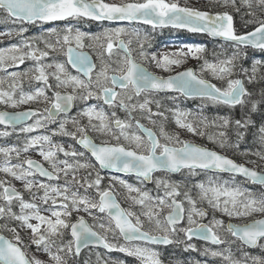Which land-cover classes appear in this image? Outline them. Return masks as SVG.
Returning <instances> with one entry per match:
<instances>
[{"label":"snow or ice","instance_id":"snow-or-ice-1","mask_svg":"<svg viewBox=\"0 0 264 264\" xmlns=\"http://www.w3.org/2000/svg\"><path fill=\"white\" fill-rule=\"evenodd\" d=\"M241 3L246 6L250 11L247 13L253 19L246 21L247 23H252L257 26L254 27L252 31H248L244 34H237L233 26V16L228 12H217L215 15L210 14L206 11H201L197 8L181 6L179 0H130V2L125 3H106L105 0H0V10L7 13V18L13 19V21H19L21 24H35L37 21H57L66 20L68 18H87L90 20H121V21H135L141 20L145 24H151L154 27L157 25L166 26L171 25L174 28H186L190 32H207L212 36L221 37L224 40L236 45L238 48L252 47L254 49L264 50V19H260L257 16L256 10L264 12V0H241ZM253 4L256 5V10H253ZM231 6L237 12L240 8L237 6V0H224L221 7ZM27 31L26 28L21 27L17 35L22 34ZM53 32L55 30H52ZM125 30L114 29L111 32L105 31L103 34V39L106 42V51L110 56L113 52L114 38L118 39ZM0 35H5V33H0ZM11 35V33H7ZM86 33L76 30L73 35V30L71 27L66 29V34L62 38L57 39V43H62V45H68L67 57L68 63L71 64L73 68L84 73L88 77V81L85 82L76 76L68 74L65 65L62 63L55 64L56 72L51 73L57 81L56 87L72 86L73 90L84 89L88 90L93 83L91 73L95 69V65L91 62L90 57L77 49H82L84 47L83 40L86 37ZM89 39L96 42H100L101 36H88ZM75 42L76 47L73 48L70 45ZM130 43V41H129ZM119 46L124 52L123 60L120 62V66L112 69L114 74L109 77L108 71L109 67L104 65L96 76V85L99 88V94L92 91H87V95L83 96L82 99H88L96 96L97 99L103 98L104 103L108 105H113L119 94L115 91V86L119 85L121 89H128L131 86L134 89L136 95L148 91V90H175L179 91L185 95H197L202 98H208L215 103H221L228 105L230 107H235L240 105L250 106V111L255 112L260 104H264V92L261 93V99L255 101L251 99L253 93L249 92L245 87L244 82L241 79H229L227 81V88L221 89L215 84L208 82L205 79H200L196 76L192 69H188L183 72L177 73L176 76H170L164 79L160 76H155L143 68L140 64H137L132 57L131 50L128 44L124 41H119ZM25 47L31 49L30 44H26ZM103 49L104 44H100ZM46 48L55 50V45L51 43H46ZM190 53L194 55L196 53H201L204 51L203 48H189ZM10 53V54H9ZM49 55L48 51L39 50H29L24 51L22 48L15 46L9 50H0V64H16L17 62L23 63L26 58H30L37 62V67L35 72V80L42 81L45 85H48L49 74L46 72V68H51L53 65H41V61L44 57ZM141 56H144V52H140ZM239 53H234L232 58L225 61H221L219 65L208 63L202 66L207 68L212 72L214 76L218 79H224V76L230 75L232 72V65L234 60L237 58ZM156 60V57H152ZM157 67L162 68L164 71H170L172 65H180L183 63L181 59H169L168 56H164L162 60H157ZM256 63H259L257 61ZM255 64L253 65V72H255ZM246 71V70H244ZM13 78L17 76L16 73L11 74ZM63 76V78H62ZM251 77L249 82H251ZM110 80L112 86H107ZM15 89L16 85L10 86ZM42 97L45 101L49 100V97L45 94L43 88L37 89L34 94H21L19 98H16L14 91L0 90V103L5 105H11L16 107L18 104H26L30 101L36 100ZM248 98V99H246ZM76 99L75 95L68 94L62 96L60 92L54 94V100L50 108H46L47 116L44 120L53 122L55 120V115L60 112H67L72 106V102ZM128 99H131L129 96ZM149 101L145 100L144 103L139 104L140 109H146ZM119 106L127 108L128 105L125 104L124 100H119ZM136 106L133 105V108ZM151 112V109H148ZM89 118V124L91 128L95 131L111 134L113 138L119 140L120 136H123L126 140H131L135 143L137 149H143V152H136L126 150L122 145L115 146H97L93 141L86 135V129L84 127L78 126V121L73 120L72 123L77 125V132L80 133L81 139L79 143L83 145L85 149L90 150L92 156L99 162L101 167H112L115 168L118 164L122 165L123 171H135L139 176L148 178L150 173L155 170H169L176 172L182 167L189 170L194 168L209 169L215 168L220 171L238 173L244 177L250 179L252 183L264 186V172H258L255 169H250L242 164H237L232 159L226 156H222L215 151H210L206 148L193 145L187 141L180 140L179 136H170L165 131L163 126L160 128V135L163 136L168 141H175L181 144V147H170L168 144H161L160 140L156 138V134L147 128H143V125L138 127L142 128L147 134L148 144L145 146L143 137L139 135L129 136L125 129L130 125L116 119L114 122L115 128L120 129L119 135L112 132V127L108 121L107 116L103 111H96L95 108H89L83 113ZM35 111L20 112L15 114H9L7 112H0V124L15 126L16 123L25 120L29 117L36 116ZM115 116V113L112 114ZM163 115V113H159ZM176 124L180 128H185L187 131L203 136L204 133L199 131L196 126L190 122H186L184 113H177ZM95 118L99 121V124H93L92 120ZM155 123V121H153ZM230 121L228 119H223V126H228ZM251 123L249 115L241 119L235 120V125L237 129L238 139L243 138V132L241 129H245ZM41 121L37 120L36 124L29 126L27 128H22L21 131L31 132L35 127L40 126ZM60 130L65 135H71L75 138L76 133H68L64 130V123L60 124ZM261 134V140L264 141V125L259 128ZM2 135H8L7 132L2 133ZM225 134L220 133L223 137ZM209 139L213 137L209 136ZM41 140L48 141V136L35 137L31 140L30 144L24 148V151L28 150V147L37 145ZM221 147H224V142L221 140ZM57 151L63 152L65 156L76 157L78 154L76 151L67 152L62 146H55ZM159 150V155L157 151ZM17 151L15 148H0V152H3L6 156L12 152ZM146 153V154H145ZM40 155L45 161H48L52 165V171H48L42 164L37 163L31 159L25 161L28 165L27 170H21L17 173L14 167H22L20 165L14 167H4L0 169L5 173L11 174L14 178L18 180H26L27 177L34 175L35 173L32 169H35L36 173L40 176L47 177L49 180L58 179L59 173L63 172L65 176L68 175L69 171H75L76 168H88L91 167L87 163H79L76 165L69 163L67 160L60 161L64 164V168H57L56 161L53 160L55 153L50 149L48 151H41ZM83 155V153H79ZM264 159V155L257 153ZM74 183H79L78 180L73 177ZM124 184L123 181H120ZM101 184V177L97 174L94 182H88L87 186L89 188L95 186L99 189ZM157 185H163L167 190L165 196L171 198V202L165 198H157V206L163 211L164 207L170 209L166 217V221L162 224L159 218V212L155 211L150 205H146V201H151V197L147 192L140 194L139 199H135V203L146 206L148 208L143 214L148 218L149 222H154L157 229H159L163 235L154 236L149 232L142 231L143 224L139 216L135 217V221L129 219L134 215L132 212H125V210L120 208V205L113 198V194L110 191H100L99 192V202L90 200L88 197H81L77 192L71 191L66 184L63 189L52 186L45 183H39L34 185L32 180H26L24 185L25 189L29 192L32 191L35 186L37 190L43 189L44 195L41 197L45 204L49 200L52 202L51 217H45L39 214V208L35 203L25 202L21 193L17 192L14 187L5 186L3 181H0V187L3 188V192L0 193V198H2L6 204L5 207H0V217L5 215L12 219H15L20 223L22 228H27L31 230L32 233V243L36 244L38 247L44 245V251L48 252L51 259L55 261V264H63L62 258L57 253H52L49 244H54L55 240L52 237L63 236L64 229H70L72 241L66 246L67 252L71 253L73 251V245L75 246V253L79 254L82 246L86 247L89 243L95 242L101 243L105 248L113 249L116 246L109 243L106 238L92 228L85 222L83 217L78 218L76 223H68L65 218L71 217L73 211H80L81 207L85 212L90 209H98L99 212H108V215L115 222V228L119 230V233L123 235L126 241L134 240H146L151 243H163L171 244L174 241L170 239L171 234H175L178 231L183 233L187 240H192L193 237H198L203 240H210L213 244H222L225 241L221 236L214 231V228L222 227L223 221L213 218L211 225L198 223L195 217L203 218L208 213L197 207V201L193 199L187 192L184 193L188 204L190 205L187 210V223L188 227L177 228V225L184 219L185 207L184 204L176 197L180 196L178 185H171L166 181H157ZM127 187L129 192L137 191L138 189L132 188L131 185H124ZM200 189V200H207V203L212 209L220 211L229 217L231 216H251L253 213L264 214V195L260 198H255L251 193H247L245 190L240 188H228V187H205L203 183L198 185ZM50 193L52 195H50ZM70 193V195H69ZM59 197V200L57 199ZM221 197L224 199L221 200ZM13 200L19 201L21 214L17 215L12 212L11 204ZM59 206L62 211L55 210L56 206ZM34 210L31 214H26L25 210ZM35 219L38 223L32 224L29 221ZM42 225H46L44 231H41ZM101 229L105 231H111L112 229H106L104 224H100ZM10 231L14 234L16 243L9 241L0 235V261L3 264H41L38 260L29 261L25 258L24 252L17 245L21 242V237L17 233L15 228H11ZM227 231L232 237L239 239L240 241L247 244H256L259 238H264V219L255 220L251 224L240 225H228ZM180 242V241H177ZM187 248L194 249L195 246L188 244ZM59 251H64V248H58ZM119 251L126 252L129 256H135L139 258L143 264H160V261L156 259L157 253L150 252L146 248L142 247H119ZM213 256L222 255L219 252H212ZM226 260L231 261L230 256L225 257ZM232 264H238V262L233 261ZM260 264H264L261 261Z\"/></svg>","mask_w":264,"mask_h":264},{"label":"rangeland","instance_id":"rangeland-1","mask_svg":"<svg viewBox=\"0 0 264 264\" xmlns=\"http://www.w3.org/2000/svg\"><path fill=\"white\" fill-rule=\"evenodd\" d=\"M110 3H125L119 2L118 0H109ZM128 2V1H126ZM180 5L197 8L199 10L212 11L210 4L221 5L224 3V0H179ZM237 6L247 14L250 9L244 6L241 3V0H237ZM231 11L230 13L237 12L234 8L229 6ZM228 7H221L222 10H226ZM253 10H256V5L253 4ZM229 12V11H228ZM257 16L260 19H264V12L256 10ZM248 15V14H247ZM247 20L253 19L248 15ZM249 25H255L248 23ZM24 27L27 31L23 32L20 35L16 33L19 32V29ZM71 27L73 30V35L76 30L86 33V37L83 40L84 47L82 49L91 50L94 52L99 61V67L93 76V83L91 84L88 90L76 89L73 90L72 86L65 87H56L57 81L51 73L56 72L55 64L62 63L65 65V68L68 74L76 76L79 79L87 82V79L80 74L79 72L73 70L67 63V45H62V43H57V39H60L62 42L63 36L66 34V29ZM92 28H97L96 33L90 32ZM124 29L125 33L122 34L119 38H125L130 47H132V52L137 56V62H140L144 65H147L151 70L157 73L160 76H168L175 74L182 69L190 66H196L197 73L203 77L207 78L215 83L221 89L227 88V81L229 79H242L246 88L249 92L253 93L251 99L259 101V95L264 92V56H259L256 53L249 52L251 48H238L236 45H228L223 43L211 47V52L209 51V46H206L205 43L200 42V44H187L180 42H168L162 45H153L150 43L152 36L154 35L150 28L135 26L132 24H102L93 27L88 22H82L80 24H61L56 26H47L43 23L35 24H21L19 21H13L11 18H7V13L3 10H0V33H5V35H0V50H9L15 46L22 48L24 51L29 50H39V51H48L49 55L44 57L39 64L41 65H53L51 68H46V72L49 74L48 85H45L42 81L35 80V75L38 73L35 72L37 67V62L33 61L30 58H26L23 63L17 62L16 64H0V90L5 91H14L16 98L23 93L34 94L37 89L43 88L48 101H45L42 97L30 101L26 104H18L16 107L11 105H5L0 103V110L6 109L9 111H20L26 108L39 106L44 110L49 108L54 100V94L56 92H73L76 97V109L71 114H66L60 116L58 119L53 122L44 120V117L47 116V112L37 115L31 122L24 124L19 128H8L0 125V148H15L17 151L10 152L7 156L0 152V169L4 167H14L20 165L22 167H14V170L19 173L21 170H27L28 166L25 165L27 159H37L45 163L51 170L52 165L50 162L45 161L40 155V152L52 150L55 155L53 160L57 163V168H64L65 165L60 163V161L67 160L69 163L76 165L79 163L90 164L91 167L88 168H76L75 171L70 170L68 175L65 176L63 172L59 173L60 180L49 181L46 179H41L38 174L33 171L35 174L26 178V180H32L34 185L39 183H45L52 186L63 187L67 184L71 191H75L81 197H88L90 200L99 202V192L105 190H113L117 197L120 199L121 203L127 210V212H132L134 215L131 217L135 221V217L139 216L144 230L149 231L153 235H163V233L157 229L154 222H149L148 218L143 214L148 210L146 206H142L135 203V199L140 198V194L147 192L152 198L151 201H146V205H150L154 208L155 211L159 212V218L162 224L166 221V215L170 211L167 207L163 208V211L157 206V198H165L171 202V198L165 196L167 191L163 185L158 186L157 181H166L171 185H178L180 196L176 199L181 200L186 207V218L184 222L180 225H177V228L188 227L187 223V210L190 205L187 202V199L184 196V193L187 192L193 199L197 201V207L204 209L208 214L203 217H195L198 223H206L209 226L213 218L223 221L222 227L214 228L221 238L225 241L221 245H212L201 240L193 238L192 240H187L183 233L177 232L171 234V238L174 242L169 247L162 246H148L141 243H128L124 240L122 235L119 233V230L115 228V222L107 215L106 212L101 213L98 209H90L85 212L83 207L80 211H73L72 216L65 218L68 223H73L79 217H86L91 225L104 237L107 238L116 248L119 249L121 246L126 247H142L148 249L150 252H156V259L160 261V264H232L233 261L238 262V264H260L261 261H264V239L261 241L260 246L256 250H250L242 244V242L232 237L231 234L227 231V222L232 220L237 224H244L253 219L262 217V213H253L251 216H231L214 210L207 203V200H200V189L199 184L203 183L205 187H228V188H240L245 190L246 194L251 193L253 197L260 198L264 195V191H259L256 187L252 186L251 183L247 180L237 179L236 177L231 176H222V175H212L211 173L186 170L180 174H170L167 172H158L154 175V180L151 184H147L142 178L139 177H127L120 176L116 174L104 172L94 158L88 153L85 149L81 148L78 143V137H81L80 133L77 132V125L72 123L73 120L78 121V126L84 127L86 129V134L90 133L94 136L99 142L103 143H116L123 144L129 148L135 149L137 152H143V149H137L135 143L131 140L124 139L123 136H120V139L117 140L113 138L111 134L101 133L95 131L91 128L89 124V118L83 113L89 108H95L96 111H103L110 122L112 127V132L116 135H119L120 129L115 128L114 122L116 119L123 121L124 123L130 125L125 129L126 133L129 136L143 135L139 130L133 125L128 117H124L117 106H111L108 108L103 100L97 99L96 96H93L88 99H82L83 96L87 95V91H92L99 94V88L97 87L95 81L97 73L101 70L104 65L109 67L108 75L109 77L114 73L112 69L120 66V62L123 60L124 53L119 50L116 46L113 48L112 54L109 56L106 51V42L103 39V34L105 31L111 32L114 29ZM52 30H55L54 32ZM154 32V31H153ZM11 33V35H7ZM158 34V33H155ZM88 36H101L102 39L98 43L94 40L88 38ZM114 38L113 43L119 40ZM175 40H179L176 38ZM130 41V43H129ZM46 43H51L55 45V50L46 48ZM26 44L31 45V49L25 47ZM75 45V42L72 43ZM100 44H104V48L100 47ZM76 46V45H75ZM203 48L204 51L201 53H196L195 55L199 58H195L192 53L188 50L189 48ZM217 49H219L218 52ZM144 52V56L140 55V52ZM211 53V54H210ZM234 53H239L237 58L234 60L232 67V72L230 75H225L224 79H218L212 74L210 70L202 67L205 64V61L208 63H213L219 65L221 61L232 58ZM10 54V53H9ZM209 55V56H206ZM155 56L156 60H153L152 57ZM164 56H168L169 59H181L183 63L180 65H172L170 71H164L162 68L157 67V60H162ZM259 61V63H256ZM255 64V72H253V65ZM246 70V71H244ZM12 73H16L17 76L13 78ZM119 74V73H114ZM251 82H249V78ZM63 78V76H62ZM15 84V89H12L10 86ZM110 85V80L108 81L107 86ZM112 86V85H111ZM131 99H128V97ZM123 99L125 104L128 105L127 109L131 112L138 113L137 119H141L146 124L150 125L153 129L157 131L161 140L170 145L180 146L181 144L173 141L166 140L163 136L160 135V128L163 126L165 131L170 136L178 135L182 141H193L198 144L207 145L212 147L228 156L239 157L240 162L246 163L252 167H255L257 162L262 163L264 167V159H261L260 155H264V141L261 140V136L258 142L257 149H245L242 147V144L238 141V137L234 135L233 126H235V120L245 117L247 114H251L254 118V113L260 111V105L258 106L257 111L251 112L250 106H236L230 107L221 103H215L210 99H198L193 100V103L186 102L185 99L180 96V94L174 93H154L147 92L140 96L135 94L134 89H129L122 93L121 97L118 98V101ZM184 99V100H183ZM248 99V98H246ZM149 101V104L146 109H140L139 104ZM133 105L136 107L133 108ZM151 109V112L148 111ZM113 112L115 116H113ZM163 113V115H159ZM177 113L186 114L183 119L186 122L192 123L198 128L199 131L204 133L203 136L198 134H193L185 128H180L176 124ZM250 117V118H252ZM259 118L262 119L264 125V110L259 115ZM223 119H228L230 121L228 126H223ZM40 120L41 125L35 127L31 132L21 131L22 128H27L36 124V121ZM155 121V123H153ZM64 123V130L68 133H76L75 138L71 135H65L60 130V124ZM93 124H99V121L93 118ZM260 125V127L262 126ZM7 132L8 135H2V133ZM223 132L225 135L220 136V133ZM48 136L50 142L41 140L37 145L28 147L27 151H24V148L30 144L31 140L35 137ZM209 136L213 139H209ZM145 146H147L148 141L143 137ZM221 140L224 142V147H221ZM210 144L214 145L211 146ZM55 146H62L65 151L71 152L76 151L77 156H65L63 152L57 151ZM231 152L233 155L229 154ZM83 153V155H79ZM146 154V153H145ZM264 170V169H260ZM97 174L101 177V184L99 189L93 186L89 188L87 186L88 182H94L97 177ZM79 181V183L73 182V177ZM26 180H18L14 178L11 174L0 171V181H3L5 186L13 185L16 188H20L25 193L23 197L25 202L35 203L39 208V214L45 217H51L52 202L48 201L47 204L43 202L41 197L44 195L43 189L39 191L34 186L32 191L29 192L25 189L24 185ZM120 181H123L124 184H121ZM124 185H131L132 188L138 189L137 191L129 192L127 187ZM3 192V188L0 187V193ZM69 193V195H70ZM50 195H52L50 193ZM135 198V199H134ZM59 200V197H57ZM224 198L221 197V200ZM0 207H5L7 209L6 202L0 198ZM12 212L17 215L21 214L19 201L13 200L11 204ZM55 210L62 211L57 205ZM34 210H25L26 214H31ZM32 224L38 223L35 219L29 221ZM19 221L10 218L5 215L0 217V233L7 234L14 241V234L10 231L11 228H15L17 233L21 237L20 244L24 246V249H27L28 255L33 260H38L41 264H55L49 255L48 252L44 251V245L39 247L32 243V233L30 229L22 228ZM100 224H104L106 229H112L111 231H105L99 227ZM46 228V225H42L41 231L43 232ZM63 236L52 237L51 239L55 240L54 244H49V248L52 253H57L61 256L63 264H75L82 260L85 264H143V262L135 257L129 256L126 252L119 251L118 254H109L105 253L98 249H88L84 252L83 255L77 256L75 253V246L73 245V251L71 253L67 252L66 246L72 241L70 229H64ZM180 241V242H177ZM188 244L195 246L194 249L187 248ZM58 248H64V251H59ZM212 252H219L222 255L213 256ZM178 254V256H177ZM185 256H188L186 258ZM230 256L231 261L226 260L225 257ZM168 257V259H167ZM182 257V258H181ZM185 258V259H183ZM170 259V260H169Z\"/></svg>","mask_w":264,"mask_h":264},{"label":"water","instance_id":"water-1","mask_svg":"<svg viewBox=\"0 0 264 264\" xmlns=\"http://www.w3.org/2000/svg\"><path fill=\"white\" fill-rule=\"evenodd\" d=\"M106 2V1H105ZM106 3H108V2H106ZM201 11H206V10H201ZM206 12H209L210 14H212V15H215V13H217V12H210V11H206ZM232 15V14H231ZM233 16V15H232ZM85 19H87V18H85ZM90 20V19H89ZM58 21H63V20H57V21H48L47 23H55V22H58ZM94 21H97V22H103V21H106V22H111V23H141V24H145L143 21H141V20H135V21H126V20H124V21H121V20H112V21H109V20H103V21H99V20H94ZM38 22V21H37ZM40 22H44V21H40ZM145 25H150V26H153V25H151V24H145ZM233 26H234V29H235V20H234V16H233ZM155 27H172L170 24L169 25H166V26H160V25H157V26H155ZM172 28H174V27H172ZM175 29H180V30H183V31H188L186 28H175ZM236 31V30H235ZM252 31V30H251ZM188 32H190V31H188ZM190 33H198V34H205V35H208L209 37H211V38H213L214 40H218V41H225V42H228V41H226V40H224L223 38H221V37H217V36H212V35H210V34H208L207 32H190ZM122 41H124V40H122ZM71 47H73V48H75V46H73V45H70ZM67 48H68V46H67ZM78 51H82V52H84V53H86L89 57H90V59H91V62L95 65V69L93 70V72L96 70V68H97V65H96V62H95V59H94V57L92 56V54L88 51V50H79V49H77ZM134 59V58H133ZM136 62V61H135ZM137 64H140V63H138V62H136ZM70 66H71V64H69ZM143 68H145L148 72H150L151 74H153V75H155V76H160V75H158V74H156L155 72H153L152 70H150V69H148L146 66H144L143 64H140ZM72 67V66H71ZM73 68V67H72ZM74 70H76V71H78L76 68H73ZM188 69H192L193 71H194V73L196 74V76L198 77V78H200V79H205V80H207L208 82H210V83H212V84H215L213 81H211V80H209V79H206V78H202V77H200L198 74H197V72H196V69L194 68V67H188V68H186V69H183V70H181L180 72H183V71H186V70H188ZM78 72H80V71H78ZM92 72V73H93ZM82 75H84V73H82V72H80ZM92 73H91V76H92ZM179 73V72H178ZM112 75H114V74H112ZM111 75V76H112ZM118 75V74H117ZM177 75V73L176 74H173V75H169V76H160V77H163L164 79H167L168 77H170V76H176ZM85 76V75H84ZM86 77V79H88V77L87 76H85ZM242 80V79H241ZM243 81V80H242ZM216 85V84H215ZM217 86V85H216ZM218 87V86H217ZM120 87H119V85H117V86H115V91L118 93V89H119ZM151 90V89H150ZM154 91H159V92H179V91H175V90H169V89H164V90H154ZM181 93V92H180ZM68 94H73V93H71V92H66V93H61V95L62 96H66V95H68ZM141 94V93H140ZM182 94V93H181ZM74 95V94H73ZM184 96H186V97H188V98H194V97H200V96H197V95H191V96H189V95H185V94H183ZM75 109V100L72 102V106L68 109V111L67 112H60V113H58V114H56L55 115V118H58L61 114H67V113H71L73 110ZM28 111H35L36 113H38L39 112V110H37V109H25V110H20V111H15V112H13V111H9V110H6V109H4V110H1L0 112H7V113H9V114H15V113H20V112H28ZM33 117V116H32ZM32 117H29V118H27V119H25V120H22V121H20V122H18V123H16L15 124V126L14 127H19V126H21V125H23V124H26V123H28L31 119H32ZM0 125H3V126H6V127H13V126H11V125H4V124H0ZM139 125H143L142 123H140L139 122ZM143 128H147V129H151V128H148V127H146V126H144L143 125ZM141 130H142V133L147 137V134L143 131V129L142 128H140ZM152 130V129H151ZM155 134H156V132L154 131V130H152ZM92 141H93V143H95L97 146H115V144H108V143H99V142H97L90 134H86ZM156 138L157 139H159V136L156 134ZM81 138H79L78 139V144L82 147V148H84L83 147V145H81L80 143H79V140H80ZM160 140V139H159ZM187 142H189V143H191V144H193V145H196V146H200V147H203V148H206V149H208V150H210V151H215V152H217L218 154H220V155H222V156H226V157H228L229 159H232L233 161H235L237 164H242V165H244L245 167H248V168H250V169H255V170H257L258 172H264V171H260V170H258V169H256V168H253V167H251L250 165H248V164H246V163H239L238 161H236L235 159H233L232 157H230V156H228V155H225V154H223V153H221L220 151H218V150H215V149H211V148H208V147H206V146H203V145H201V144H198V143H195V142H191V141H187ZM123 147H125L124 145H122ZM170 147H177V146H171V145H169ZM181 147V146H180ZM85 149V148H84ZM125 149L126 150H130V151H135V150H133V149H129V148H127V147H125ZM90 154H91V152H90V150H88V149H86ZM92 155V154H91ZM157 155H159V153H157ZM94 159H95V157L94 156H92ZM31 160H33V161H36L37 163H39V164H42L43 166H44V168H46L48 171H51L50 169H48L42 162H40V161H38V160H36V159H31ZM95 161L98 163V165L100 166V164H99V162L95 159ZM28 166V165H27ZM100 168L104 171V172H109V173H113V174H118V175H124V176H131V175H134V176H138V177H141V178H143L148 184H150V183H152L153 182V178H154V175H155V173H157V172H161V171H166V172H169V173H172V174H178V173H180L181 171H183L184 169H187V168H181L180 170H178V171H176V172H172V171H169V170H155V171H153L152 173H150V176L148 177V178H144V177H142V176H139L135 171H131V172H128V171H123L122 170V165L121 164H118V166L117 167H115V168H112V167H101L100 166ZM194 169H200V170H207V171H211V172H215V173H227V174H232V175H236V176H240V177H243V178H246V177H244L243 175H241V174H238V173H232V172H226V171H220V170H218V169H215V168H209V169H201V168H194ZM35 170V169H34ZM43 177V176H42ZM43 178H46V179H48L47 177H43ZM246 179H248V178H246ZM250 180V179H249ZM252 182V181H251ZM252 184H254V183H252ZM9 187H12V186H9ZM16 189V188H15ZM17 190V189H16ZM108 191H110L112 194H113V198L115 199V201L120 205V208L121 209H123V210H125V212H127L126 211V209L124 208V206L120 203V201L118 200V198H117V196L115 195V193L112 191V190H108ZM18 192V191H17ZM178 201H180V200H178ZM180 202H182V201H180ZM183 203V202H182ZM185 207V206H184ZM168 215V214H167ZM167 215H166V217H167ZM185 215H186V208H185V214H184V219L180 222V224H182L183 222H184V220H185ZM83 219L85 220V222L92 228V230L93 231H96L93 227H92V225L90 224V222L88 221V219L87 218H85V217H83ZM129 219H131L132 220V218L130 217ZM260 219H264V216L263 217H260V218H257V219H254V220H251V221H249V222H247V223H244V224H237L236 222H234V221H232V220H229L228 222H227V228H228V225H240V226H243V225H246V224H251L252 222H254L255 220H260ZM77 222V220L74 222V223H76ZM134 222V221H133ZM180 224H178V225H180ZM202 224H206V223H202ZM208 225V224H207ZM142 231H146V230H144V229H142ZM97 233H99L98 231H96ZM146 232H148V231H146ZM100 234V233H99ZM151 234V233H150ZM0 235H2V236H4V238L5 239H7V240H9V241H12L8 236H6L5 234H3V233H0ZM101 235V234H100ZM151 235H153V234H151ZM123 236V235H122ZM154 236H161V235H154ZM195 237V236H194ZM124 238V237H123ZM195 238H197V239H199L198 237H195ZM264 238H259L258 240H257V243L256 244H254V245H252V244H247V243H244V242H242L245 246H247V247H249V248H256L259 244H260V242H261V240H263ZM125 240V239H124ZM200 240H203V239H200ZM126 241V240H125ZM134 241H142V242H147V243H150V244H155V245H169V244H163V243H151V242H149V241H146V240H134ZM203 241H206V242H209V243H212L210 240H203ZM13 243H16V242H14V241H12ZM127 242H133V241H127ZM213 244V243H212ZM215 245H219V244H215ZM18 247H20L21 248V251L22 252H24V254H25V258L27 259V260H29V261H31V259L29 258V256L27 255V253H26V251L22 248V246L21 245H17ZM88 247H97V248H102V249H105V250H107L108 252H111V251H113V250H115V248H113V249H108V248H105L104 247V245L103 244H101V243H97V242H95V238H93V242L92 243H89L88 244V246H86V247H84V246H82L81 247V249H80V252H79V254L78 255H80L86 248H88ZM0 264H3V261H0Z\"/></svg>","mask_w":264,"mask_h":264},{"label":"trees","instance_id":"trees-1","mask_svg":"<svg viewBox=\"0 0 264 264\" xmlns=\"http://www.w3.org/2000/svg\"><path fill=\"white\" fill-rule=\"evenodd\" d=\"M109 1V0H106ZM119 2H126V1H130V0H118ZM212 8L213 12H219V11H229L232 12L230 7H228L226 10H222L220 5H218V3H215V5L210 4L209 5ZM244 12H246V10H242L241 12H233L234 16H235V21H236V30L238 33H245L248 31H251L255 26L257 25H249L248 23L246 24V21H248L247 19L250 18L248 17L247 14H245ZM69 21L74 22L76 24H80L82 22H86L83 18L80 19H75V18H71L69 19ZM67 21H64L61 24L66 23ZM169 37H166V39H168ZM179 39L182 40H190V41H196V42H203L205 43L207 46H209V51L211 52V47H214L217 45H221L223 43H220L218 41H214L212 40L210 37L203 35V34H190V35H186L183 34L182 36H178ZM214 45V46H213ZM230 45V44H228ZM219 49H217L216 52H218ZM249 52H253L256 53L253 49H249ZM211 54V53H210ZM257 54V53H256ZM258 55V54H257ZM209 56V55H206ZM261 99V95H259V100ZM184 100V99H183ZM186 102H191L193 103V100H188L185 99ZM194 104V103H193ZM264 110V104H260V111L257 113H254V118L252 117L251 114H247L249 115L251 119V123L248 125L247 128L245 129H241L240 131L243 132V138L242 139H238V141L242 144V147H244L245 149H257L258 148V142H259V138L261 136L260 132H259V128L260 125L263 124L262 119L259 118V115L261 114V112ZM234 130V135L237 136V129H236V125L233 126ZM211 146H214L212 144H210ZM229 152V151H228ZM229 154L233 155L231 152H229ZM235 159H237L238 161L240 160L239 157H235ZM262 163L257 162L255 164V166L259 169H264L263 165H261ZM178 256V254H177ZM186 258H188V256H185ZM182 258V257H181ZM185 259V258H183ZM75 264H85L82 260H79V262H76Z\"/></svg>","mask_w":264,"mask_h":264},{"label":"flooded vegetation","instance_id":"flooded-vegetation-1","mask_svg":"<svg viewBox=\"0 0 264 264\" xmlns=\"http://www.w3.org/2000/svg\"><path fill=\"white\" fill-rule=\"evenodd\" d=\"M183 6V5H182ZM93 30H90V32H93V33H96V30H97V28H92ZM165 30H167V29H165ZM164 30V31H165ZM152 32L153 31H158V32H162L163 30H161V29H158V30H151ZM120 39H124V41H125V43L126 44H128L127 43V40L125 39V38H119V40ZM119 40L118 41H116L115 42V44H114V47L116 46L117 48H119ZM159 37L158 36H152V38H151V40H150V43L151 44H157L158 42H159ZM128 46H129V44H128ZM129 48H130V50H131V54L133 55V57L135 58V60L136 61H138L137 59V56H136V54H135V52L133 53L132 52V47H130L129 46ZM90 52H91V50H90ZM122 53H124L123 51H121ZM92 53V55L94 56V58H95V60H96V62H97V65H98V67H99V61H98V57H97V55L94 53V52H91ZM147 66V65H146ZM148 67V66H147ZM194 67L196 68V66L194 65ZM149 68V67H148ZM98 69V68H97ZM196 70H197V68H196ZM109 86H111V82H110V85ZM129 89H132L131 88V86H129V88L128 89H119V91H118V94H119V96H118V98L119 97H121V95H122V93L123 92H125V91H127V90H129ZM147 92H151V91H145V92H142V94H144V93H147ZM154 93H158V92H154ZM161 93V92H160ZM142 94H140V95H142ZM162 94V93H161ZM174 94H176L177 95V93H174ZM140 95H138V96H140ZM197 100V99H196ZM117 103H119V101L117 100ZM113 106H117L118 107V109H119V111H120V113L124 116V117H128L132 122H134L133 123V125L139 130V132L142 134V132L140 131V129L138 128V126L136 125V123L138 122V121H140V122H142L144 125H146V126H149V127H151L150 125H148V124H146V122H144L143 120H141V119H137V114L138 113H134V112H131L130 110H128L127 108H123V107H120L119 106V104H116V105H113ZM111 107V106H110ZM110 107H108V108H110ZM34 108H39L40 109V111H41V113L40 114H43V112H45V110L43 109V108H41V107H39V106H34ZM39 114V115H40ZM123 122V121H122ZM118 129V128H117ZM143 135V134H142ZM143 137H145V136H143ZM145 139L148 141V139L145 137ZM161 144H165L162 140H161ZM159 151V150H158ZM18 191H19V193H20V191H21V194H22V196L23 197H25V193L22 191V190H20V188L18 189Z\"/></svg>","mask_w":264,"mask_h":264}]
</instances>
